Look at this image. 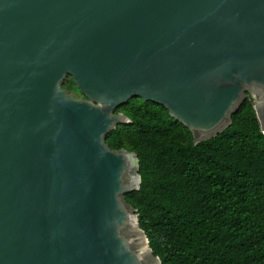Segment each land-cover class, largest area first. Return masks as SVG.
<instances>
[{
	"label": "water",
	"instance_id": "1",
	"mask_svg": "<svg viewBox=\"0 0 264 264\" xmlns=\"http://www.w3.org/2000/svg\"><path fill=\"white\" fill-rule=\"evenodd\" d=\"M136 98L193 145L249 98L264 135V0H0V264H161L106 144Z\"/></svg>",
	"mask_w": 264,
	"mask_h": 264
},
{
	"label": "trees",
	"instance_id": "2",
	"mask_svg": "<svg viewBox=\"0 0 264 264\" xmlns=\"http://www.w3.org/2000/svg\"><path fill=\"white\" fill-rule=\"evenodd\" d=\"M118 112L130 122L106 144L138 159L139 189L125 199L153 256L161 264H264V135L251 100L223 132L195 145L161 105L136 98Z\"/></svg>",
	"mask_w": 264,
	"mask_h": 264
},
{
	"label": "rangeland",
	"instance_id": "3",
	"mask_svg": "<svg viewBox=\"0 0 264 264\" xmlns=\"http://www.w3.org/2000/svg\"><path fill=\"white\" fill-rule=\"evenodd\" d=\"M72 79L70 77H68L65 82L62 85V88L73 98L75 99H80L83 98V96L80 94V92L77 90V88L75 87L74 83L71 84ZM132 146V143L130 146H128L127 148L129 149Z\"/></svg>",
	"mask_w": 264,
	"mask_h": 264
}]
</instances>
